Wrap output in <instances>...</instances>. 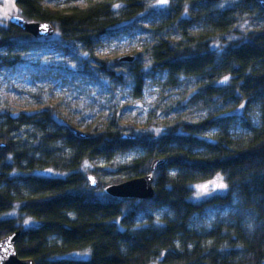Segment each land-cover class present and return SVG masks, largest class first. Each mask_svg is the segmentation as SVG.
Returning <instances> with one entry per match:
<instances>
[{"label": "trees", "instance_id": "16d2710c", "mask_svg": "<svg viewBox=\"0 0 264 264\" xmlns=\"http://www.w3.org/2000/svg\"><path fill=\"white\" fill-rule=\"evenodd\" d=\"M11 1L27 21L51 23L66 55H86L111 87L131 84L138 98L159 74L165 90L183 88L181 104L204 114L157 135L122 124L113 109L79 138L58 105L32 114L0 108V239L19 231L17 256L35 264H264V8L256 0H116L62 13L41 0ZM149 14L157 21L143 29L150 44L138 59L114 72L93 56L101 39ZM30 39L0 18V70L39 46ZM238 122L244 133L232 132ZM157 159L165 164L151 172ZM150 174L151 199L105 193ZM217 176L225 192L193 201L194 187Z\"/></svg>", "mask_w": 264, "mask_h": 264}, {"label": "rangeland", "instance_id": "374dc122", "mask_svg": "<svg viewBox=\"0 0 264 264\" xmlns=\"http://www.w3.org/2000/svg\"><path fill=\"white\" fill-rule=\"evenodd\" d=\"M105 1L116 4V0H41V4L45 9L68 13L74 8L83 9ZM166 4L167 0H157L151 7H164ZM14 15L20 13L12 1L3 0L0 4V18L8 22ZM156 21L157 16L149 14L121 24L113 35L100 40L93 50V56L106 61L114 72L123 70L124 67L118 65L130 62H120V59H138L137 55L150 44L143 29L149 28ZM30 41L39 42V46L28 50L20 65L0 70V108L7 107L11 114H32L46 106L58 105L65 122L73 130L88 133L96 124L108 123L111 111L117 109L122 124L134 123L139 130L152 128L157 135L168 125L179 121L196 122L204 114L197 108L182 105L183 88L165 90L162 87L164 77L159 74L147 79L141 96L136 98L131 84L124 88L111 87L100 78L92 64L88 63L86 55H80L79 58L72 57L71 53L66 55L63 43L56 33ZM81 59L84 66L79 65L78 60ZM154 110L157 112L156 116L152 115ZM250 116L251 123H256L255 114L252 112ZM245 131L240 122L232 129V132L238 134ZM87 168L91 166L88 165L85 169ZM40 173L58 176L51 171ZM225 190L223 178L217 176L211 181L196 185L192 200L200 201L223 194ZM12 216L14 213L8 217ZM24 224L27 226L31 222L27 220ZM72 255L80 257L77 253ZM85 257L87 258L83 256Z\"/></svg>", "mask_w": 264, "mask_h": 264}, {"label": "water", "instance_id": "95a60500", "mask_svg": "<svg viewBox=\"0 0 264 264\" xmlns=\"http://www.w3.org/2000/svg\"><path fill=\"white\" fill-rule=\"evenodd\" d=\"M264 8V0H256ZM9 23L18 27L23 32L29 34L34 39L50 37L55 33L54 26L49 22H30L19 15H14L9 19ZM121 62H132L133 58L124 57ZM74 134L79 138H85L82 132L75 131ZM5 144H0V149L5 148ZM165 164L164 159H157L152 162L150 171L154 172L157 168ZM88 186L92 189L97 187V181L93 175L87 177ZM105 193L113 198L148 200L153 197V177L146 175L134 178L118 184H113L105 188ZM19 236V231L9 234L0 239V264H35L32 259H20L17 256L15 242Z\"/></svg>", "mask_w": 264, "mask_h": 264}, {"label": "snow or ice", "instance_id": "6c2138e0", "mask_svg": "<svg viewBox=\"0 0 264 264\" xmlns=\"http://www.w3.org/2000/svg\"><path fill=\"white\" fill-rule=\"evenodd\" d=\"M225 79H227V78H225Z\"/></svg>", "mask_w": 264, "mask_h": 264}]
</instances>
